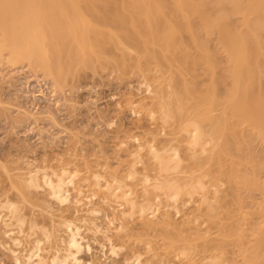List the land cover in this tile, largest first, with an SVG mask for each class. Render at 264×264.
Segmentation results:
<instances>
[{
    "label": "rangeland",
    "instance_id": "rangeland-1",
    "mask_svg": "<svg viewBox=\"0 0 264 264\" xmlns=\"http://www.w3.org/2000/svg\"><path fill=\"white\" fill-rule=\"evenodd\" d=\"M53 1L42 0L43 7L49 11L48 17L52 14L50 10L54 9ZM78 1L82 5L76 17L79 35L86 33L84 21L103 25L113 17H118L119 25L114 28L117 33L114 40L122 43L120 50H113V39L104 38L107 41L103 49L99 48L100 55L93 54L90 62L84 64L76 58V44L64 24L60 32L67 38L61 49L56 47V32L46 31L45 50L36 66L27 60L11 62L9 55L0 57V189L11 190L10 197L14 200L18 198L21 208L23 207L22 213L28 214L27 224L25 223L27 227L24 225V233H19L23 236H18L23 238L24 247L21 246L27 248L35 240L44 238L43 243L47 246L43 244V247L46 250L48 247L47 254L45 251L44 255L51 256L59 248L64 252L62 240L67 238L66 229L62 227L63 232L59 231L61 227L55 221L59 222L60 217L65 216L69 208H73L75 214H72L71 209L72 212L69 211L67 216L74 217L77 225L86 230L85 234L82 230L83 236L86 235L87 238L83 243L86 245L93 240L90 246L94 250L93 253L91 251L94 257L85 248V252L81 254V264L85 261V264H91L93 259L97 260L95 264H101V257V260L106 259L104 262L108 261L107 264H127L125 257L128 259V255L130 258L135 252L145 256H142L144 258L141 264H189L192 260L216 264H264V31H254L259 46L257 53L253 55L256 79L251 90L256 103L260 99L261 106H257L255 112L247 116L241 112L235 113L229 105L228 91L231 90L233 81L227 73L236 64L234 66L235 62L229 59L221 39L222 35L231 34L234 30L246 36L248 27L243 25L244 17L249 19V26H253V21L257 22V14L247 10V5L254 0H148V3L134 0L132 6L127 0H106L118 9L113 7L104 15L86 8L85 0ZM222 1L226 2L228 9L239 4L240 10L237 13L229 9L230 16L226 17V26L223 31H219L211 27L209 22L224 12L221 10ZM61 2L67 4L68 1ZM66 6L70 8L68 4ZM148 7L153 12V20L158 23L153 31L154 41L148 25ZM132 16L138 21L136 26L129 21ZM104 29L108 31L109 28L104 26ZM167 32L168 35L173 32L174 38L169 39L165 45L162 39ZM92 36L96 42L103 38L95 34ZM242 65L246 68L244 63L239 62V66ZM147 84L151 85L153 92L160 90L166 97H171L177 91L182 93L183 108L179 118L167 121L162 119L157 106L161 94L149 93ZM192 123L200 125L204 147L194 148L189 145L187 130ZM137 138L139 145L144 144L142 156L145 164H136L139 167L136 166L139 169L136 180L131 182V179H126L138 193L134 197L142 199V181L146 174H150V183H155L156 178L162 177L157 164L149 159L151 156L148 148L152 142L155 148L168 155L173 150H178L183 158L182 167L172 173L171 177L178 176L183 183L189 182L191 185L207 173L203 181L207 190H210L215 211L211 214L207 204H202L201 191L193 197L185 195L177 203L169 201L165 192L154 191L161 199L158 216L163 217L164 213H168L178 227L170 233L161 226L145 230L141 227L139 213L134 214L135 217L130 216V221L124 220L122 213L130 208L127 204L122 207L120 204H123V199L118 201L120 198L115 199L116 203L113 198L114 204L112 201L106 203L99 194L94 199L95 206L89 205L97 209L102 207V211L98 213L102 214L99 219L105 217L100 224L97 222L100 221L97 219L98 214L94 217V214L84 212L87 211V206L74 208L75 204H70L73 206L62 208L53 204L54 207L51 206L50 209L47 205L40 204L41 206L35 207L23 201L18 189L13 187L12 183L20 184L16 174L20 173L17 166L19 162L21 166L24 165L23 160L35 161L37 166H43L50 174L53 171L61 172L64 166L70 170L76 167L84 169L86 165L91 167L94 161L93 170L97 171L96 162L102 165L97 166V169L105 176L103 182L110 179L111 169L126 176L133 163V153L139 147L135 141ZM193 154L197 157H192ZM90 161L92 162L89 163ZM13 162H16L15 165ZM146 162L150 163L147 169ZM87 186L86 184L85 187ZM91 187L83 189V194L89 196L91 193V200L87 199V202L96 197L95 192L92 194L95 188ZM216 189L219 190V201L214 198ZM71 193L73 198L77 196L72 188ZM50 210L55 212L50 213ZM105 213H109L106 215H110V219L117 216V221L128 225L126 232L120 230V224L116 220L110 226ZM89 216L94 217H91L92 220L96 218V223L102 227L101 231L95 229ZM32 218L40 226L47 225L52 229L51 242L45 240L41 230L32 235L36 234L37 239L35 236L28 239L26 231L29 232ZM88 223H91L92 229ZM198 229L202 233L208 232L209 240L197 236L195 232ZM86 233L92 235L88 236ZM176 233L181 234V244L187 243L186 255H179L181 253ZM106 234L108 238H112L114 245L126 247V251L121 247V251H118L121 253L113 255L112 244L110 241L108 243ZM1 236L0 246L7 239H2ZM24 236L27 238L24 239ZM91 238L93 239L90 240ZM8 241V245L15 247ZM169 241L176 242L172 250ZM146 243L153 249L146 246ZM4 245L5 247L1 246L2 251L0 249V264H10L12 259L5 249L8 245ZM4 250L8 255L3 253Z\"/></svg>",
    "mask_w": 264,
    "mask_h": 264
},
{
    "label": "bare ground",
    "instance_id": "bare-ground-1",
    "mask_svg": "<svg viewBox=\"0 0 264 264\" xmlns=\"http://www.w3.org/2000/svg\"><path fill=\"white\" fill-rule=\"evenodd\" d=\"M67 1H68L67 4L70 6V8H68L66 6L67 4H63V2H61V0H54L52 2L53 3L52 6H54V9L53 10L49 9L52 14H51V17H48L49 11L43 7L44 5H42V3H43L42 0H0V57H4L6 55H9V61H11V62L27 60L31 64H34V66H36L41 61L42 51L44 52V50H45V46H46L45 43L47 40L46 39L47 38L46 31L50 30V31H53V33L56 32V34H57L56 39L58 40L56 47L58 49H61L62 45L64 44L63 43L64 39L67 38L65 36H62V34L60 32V28L63 27L64 24L67 25L66 30H67L68 34L70 36H72L74 43L76 44V47H77L76 58L78 59V61H81L84 64H87L90 62V58L93 54H96L97 56L100 55L99 48L103 49L104 43H105V41H107L104 38L113 39V41H112L114 43L113 50H115V51L120 50L122 43L120 41L114 40V37L117 36V33H116L114 28H116L117 25H119V21H118L119 18L118 17L117 18L113 17L110 21L105 22L103 25H97V24L95 25L91 22L84 21V19H83V21H84L83 26L85 28L86 33L83 34V36H80L79 35V29H78L79 25H78V21H77L76 17H77V14H79L81 9H82L81 2L78 0H67ZM85 1H86V4H85L86 8H88L90 10H94V12L98 13L99 15H101V14L104 15L106 13H109L113 7L118 9V7L110 5L106 0H85ZM127 1L129 2V5H131V6L133 5L134 0H127ZM144 1L146 3H148L147 2L148 0H144ZM216 1H219V0H216ZM221 5H222L221 10L224 12L222 14H219L216 19L211 20L209 22V25L211 27H213L214 29H218L219 31H223V29L226 26V24H225L226 17L230 16L229 9L233 10L237 13L240 10L239 4L234 5L229 9L227 8L225 1H222ZM247 10H251L253 13L257 14V22L253 21V23H252L253 26H249V19L244 17L243 25L248 27L246 36H244L242 32L237 31V30L231 31V34L221 36L223 45L226 48L229 59L231 61L235 62L234 66L236 64V66L233 69L229 70L227 73L228 77H230L233 81L231 90L228 91L229 105L231 106L232 110L235 113L241 112V113L245 114L246 116L248 114L254 113L255 112L254 110L257 106H261L260 99L256 103V99H254L253 93L251 90H252V87L255 85L254 82L256 79L255 71H254V67H253V55L255 53H257V49L259 46V40L257 38V35L254 33V31H260V32L264 31V0H254L253 2H251L247 5ZM152 16H153V12L148 7V11H147V17L149 18L148 25H150L149 28L151 29L150 30V36H152L151 38L154 41L155 40V34L153 31L156 29V25L158 23L156 22V20H153ZM81 18H82V15H81ZM129 21L131 22V24L133 26H136L138 23V21L135 19L134 16H132ZM104 26L109 28L108 31L104 29ZM92 34L99 35L103 38H100L96 42L93 40L94 37L92 36ZM173 34L174 33L171 32V34L168 35V32H167L166 34L163 35L164 37L162 40H163L164 44L167 43L169 41V39L174 38ZM160 45H162V44H160ZM165 45H167V44H165ZM239 62L244 63L246 65V68L243 65L239 66ZM144 85L146 86V83ZM147 87H148L147 91L149 93H152V94L155 93V95L161 94L160 99L157 97L159 99V100L157 99L158 100L157 106H159V108H160L161 116H162V119L164 121H167L170 118L177 119L180 117V114H181V111L183 108L182 107L183 106L182 93L177 91V92L173 93V95H171V97H166L165 95H163L162 91H160V90H154V92H153L150 84H147ZM155 99H154V101H155ZM150 113H151V115H153V111L150 110ZM188 127H190V129L187 130V133L189 134V137H190L189 145L191 147H194V148L204 147L203 132L200 128V125L197 123H192ZM132 137L134 138V136H132ZM135 141L137 142L138 138ZM121 144H124V143H121ZM138 145H139V143H138ZM149 147L150 148H148L149 149L148 154L151 156V158L149 157V159L154 160V162L157 164V166H158L157 170H159V173H161L162 177L158 178V179L156 178L155 183H150L151 182L150 174H146L144 176L143 181H142V183L144 185H142L143 191H142V199L141 200H139L138 197H134L135 193L136 194H138V193L136 192V189H134L132 187L131 184L127 183L126 179H129V180L131 179V182L136 180V178L138 177V170H139L138 169L139 167L136 164H139V165L145 164L144 163L145 158L142 156V151L144 150V144H140L139 147L137 146L138 149L135 146V148L137 150H135L136 152L133 151L134 155L132 158L134 164L133 163L131 164L132 165V166H130L131 168L129 167L130 171L128 172V174L126 176H121L118 173H116V171H114L112 169H111V172L112 171H114V172L111 173L108 170L109 167L107 168V166L109 165L108 164V165H106V168L110 172L111 177L109 180L106 179L103 182V179H105V176L102 174L103 172H100L97 169V166L99 167V165H101V164H99L100 162H98V163L96 162V164H98V165L95 164L96 170H97V171H95V170H93L94 163H95L94 161L89 162V163L92 162V164H93V166H91V167L86 165L84 169H78L75 166L76 167L75 169L70 170V168H67V166H64V167L62 166L63 168L61 167L62 168L61 172L57 173V172L53 171V173L50 174V172L48 173L46 168H43V166H39V165L37 166L35 161H29V160L24 161L23 160L24 163H22V164H24V165L21 166V162H19L20 163L19 164L18 163L19 160H18L16 162L18 163L19 167L17 166V168H19L18 170L20 171V173L18 175L16 174V177L19 179L20 184L19 185H15L14 183H12V184H13V187L15 189H18L17 191L20 193L23 201L29 202L30 204L35 205V207L37 205L41 206L40 204H42L44 206L47 205V207H50V209H51V206H52V208L54 207L53 204H57L58 206H60L62 208H64V207L69 208L70 206H73L74 204H75L74 208L79 207L81 205H84V206L88 207L87 211L85 210L84 212H87L88 214H91V215L94 214L93 215L94 217L100 211H102L101 210L102 207L97 209L96 207L91 208L89 205H91L95 202L94 199L97 198V196L99 194L101 195V198H103V200H104L103 202L106 201V203L111 202L113 198H114L115 203H116L115 199L120 198L118 201L123 199V204H120V205L123 207V205L127 204L126 206H129V208H130L129 211L123 212L122 211L123 208L120 207L121 212H123L122 215H123L124 220L128 219V221H130L129 220L130 216L135 217L134 214L139 213L140 218L142 220V222H141L142 226H141V224H139V225L141 227H143L145 230H150V229H154L156 227L158 228V226H161V227H165L171 233L173 231V229L176 230L178 228L177 225L172 220L171 215H169L168 213H164L163 217L158 216L161 199H160L159 195L154 193V191H157V193L158 192H162V193L165 192L167 195V199L169 201H172L175 203H177L185 195H189L190 197H193L194 194L201 191L202 192V201L201 202H202V204H205V205L207 204V206L210 210L209 212H211V214H212L215 211V207H214V204L211 202L212 197H211L210 190H207L205 183L203 181V178H205L204 176H207V173H204L203 174L204 176H202V178H199L196 183H194L195 181H193V183L191 185L189 182L183 183L182 179L179 178L178 176L177 177H173V176L171 177L172 173L176 172L177 170H179L182 167V163L184 161L183 158L181 157L180 153L178 152V150H173L172 153L170 155H168L167 152H161V150L155 148V146H153L152 142L149 145ZM165 147H166V144H165ZM131 154H132V152H131ZM192 157L196 158L197 155L193 154ZM97 159L99 161V158H97ZM60 160L62 161V159H60ZM101 160H103V159H101ZM16 162H13L14 165ZM57 162H59V161L57 160ZM64 162H67V161H64ZM148 162H149V160H148ZM60 163H62V162H60ZM60 163H59V165H60ZM1 164H3V163L1 162ZM136 166L138 168H136ZM148 166H150V163L147 164V162H146V168L144 167V165L142 167L147 169ZM3 167H5L4 164H3ZM49 167H47V168H49ZM59 169H60V167H59ZM103 169H105L104 166H103ZM145 169H143V172H145L144 171ZM4 170H6V169H4ZM118 170H117V172H118ZM7 175H9V173ZM165 175H167V176H165ZM9 182H10V180H9ZM86 184L88 186H92L95 188L94 191H92V194H93V192H95V194H96V197L95 196L93 197V201H88V202L86 201L87 199L91 200L90 199L91 197H89V196L91 195L90 192L92 189L90 190V192H88V193H90L89 196L86 194H83L85 188H88V186L85 187ZM7 188H8V186H7ZM71 188L74 190V193H75V191L77 193V196L74 198L72 197L73 193H71ZM10 191L11 190H9V189H2V190L0 189V224L2 225L0 227V235H2L1 236L2 239H3V237L7 238L8 240H10L12 242V244H11V242L9 244L14 245L16 247L15 248L13 246L11 247L10 245H8L9 241L7 239L4 242L6 245H8L5 249L9 252V254H10L9 256L11 257V259H12L11 261L13 264H81L82 259H83L81 254H83L85 251H88L91 253L93 248H91L90 245H92V244H90V243L93 241L92 240L93 238L90 239V240H92L91 242L88 241L90 243L85 245V243H83V242L87 238H85L86 235H85V237L83 236V233H84V231L86 232V230L85 229L83 230V227L81 229V227L77 225L76 220L73 219L74 217L72 218L70 216H67L69 211H70V213L72 212L73 208H69L70 210L68 211V213L65 209V213H67V214L66 215L64 214L65 216H61L59 222H56L55 221L56 219L54 220L55 223H58V225L61 227V228H59L60 229L59 231L64 230V228L66 229L65 231L67 233V238L62 240L64 242V243L63 242L62 243L65 245L64 246V252H63V250L60 251V249H62V248H59L56 250V252H54V253L52 252L51 253L52 255L51 256L49 255L50 257L44 255L45 251L47 254L48 247H47V250H46V247L45 248L43 247V244H44L43 239L44 238L43 239H37L36 234L34 236H35V239H37V240L34 239L35 241L33 240L34 242L32 243L31 246H30V244H31L30 243L28 245L29 247L23 248L24 247V245L22 244L23 238H20L18 236H23V235H19V233H21V234L24 233V230H25L24 227L27 224L26 220L28 219V217H27L28 214L22 213L23 207L21 208L20 202H19L17 197H15V198H17L18 201L14 200L13 198L10 197L11 196ZM214 191H213L214 195H215L214 198L217 201H219V198H220L218 195L219 190L216 189ZM154 195H155V197H154ZM215 199H214V201L217 202ZM121 202H119V203H121ZM112 203H113V201H112ZM112 203H110V204H112ZM70 204H73V205H70ZM107 205H109V204H107ZM115 206H117V205H115ZM83 208L84 207H82V210H83ZM116 208L117 207H115V209ZM120 208H118L119 211H120ZM46 210H48V209H46ZM112 210L114 212V209H112ZM197 210H199V209H197ZM50 211H51L50 213H52V211L55 212V210H50ZM77 211H78V209H77ZM37 212H39V211H37ZM79 212H81V211L79 210ZM193 213L190 215H193ZM263 213H264V210H263ZM72 214H75L74 210H73ZM106 214H109V213H105V215ZM118 214H120V213H118ZM101 215L102 214H100V215L98 214V217L96 216L97 219H99V216H101ZM103 215H104V213H103ZM86 216H88V215H86ZM86 216H84V218ZM91 217L89 216L90 219H91ZM94 217H92V218H94ZM109 217H110V215L109 216L106 215V218L109 219V221H108L109 225L110 224L112 225V223H114L115 220L117 219L116 218L117 216L116 217L114 216L113 219H110ZM103 218L99 219L100 221H97L96 218H95V220L91 219L92 225L95 226V229L97 231H101L102 227H100V225L98 223H96V221L100 222V224H101V221ZM137 218H139V217H137ZM90 219H89V221H91ZM118 219H119V217H118ZM37 220H39V219H37ZM86 220H87V217H86ZM86 220L84 219L85 222H86ZM80 221H81V219H80ZM27 222H29V221H27ZM87 222H88V220H87ZM104 222H106L105 219H104ZM117 222H119V221H117ZM43 223H44V221H43ZM131 223L133 224L132 221H131ZM119 224H120V226L119 225L118 226L120 227V230L122 232H123V230H124V232H126L125 229L127 228L128 225L125 226L120 222H119ZM188 224H190V222ZM88 225L91 226V223H88ZM109 225H108V227H109ZM139 225L137 224V226H139ZM46 226L47 225L40 226V224H38V222L35 220V218H32L31 219V226H30V228H28L29 232L26 231L28 233L27 234V236L29 237L28 239L30 240V237L34 234V232L41 230V233H43L45 240L50 241L51 237H52V235H51L52 229L50 230L48 228V226L47 227ZM187 226H189V225H187ZM62 227H64V228H62ZM52 228H53V226H52ZM91 229H92V226H91ZM82 230H83V233H82ZM96 230H95V232H96ZM103 230H105V228ZM117 230H119V228ZM90 231H92V230H90ZM61 232H63V231H61ZM58 233H60V232H58ZM139 233H140V231H139ZM195 233L197 236L203 237L205 240H209V238H210L209 237L210 234L208 232L202 233V231L198 229ZM263 233H264V230H263ZM37 234H38V232H37ZM55 234L57 235L56 231H55ZM60 234L62 235L63 233H60ZM64 234H65V232H64ZM86 234H88V236L92 235L89 233H86ZM94 234H96V233H94ZM107 235L108 234H106V237L108 238ZM34 236H32L31 239H33ZM176 236L178 238L177 244L179 245V249H180V253H181V254H179V253L178 254L182 255V256L186 255L187 243H184V244L180 243V241L183 240L180 233H176ZM63 237H65V235ZM25 238H27V237L24 236V239ZM104 238H105V235H104ZM144 238L146 239V237H144ZM95 239L96 238L94 237V241H96ZM108 239H109L108 243H109V241L110 242L112 241L111 240L112 238L111 239L108 238ZM141 239H143V238H141ZM0 241H1V239H0ZM4 243H2V245H3V246L1 245L2 247H5ZM48 243L49 242H47V244ZM59 244H60V241H59ZM105 244L106 243H104V246H105ZM111 244H112V245H110L111 246V252L113 253V255H116L117 253L120 254L121 252H118V251L121 249V247L123 248L124 251H126V249H127L126 247H125L126 248L125 249L121 245L119 248V246L117 247L112 242H111ZM148 244H150V243H148ZM21 245H23V247ZM175 245H176V242L169 241V247L171 248V250L175 248ZM1 246H0V249H1ZM45 246H47V245H45ZM60 246L62 247L63 245H60ZM60 246H57V247H60ZM146 246H148L149 248H152V246L147 245V243H146ZM18 247H20L19 248L20 250L18 249ZM85 248H87V249L84 251ZM105 249H106V246L104 247V250ZM104 250H103V252H104ZM1 251H2V249H1ZM93 251H92V253H93ZM4 252H5V250L3 251V253ZM150 252H152V251H150ZM5 253H7V252H5ZM7 255H8V253H7ZM92 255L94 257V254H92ZM103 255H105V254H103ZM142 256H144V255L139 253V252H135L132 257L130 256V258L128 255V259H127V257H125V259L127 260L126 263L127 264H141L142 258L145 257V256L144 257H142ZM152 256H153V254H152ZM175 256H174V258H175ZM96 257L97 256L95 255V258ZM101 258H100V261L102 262L101 264H107L106 262H108V261L104 262V260H106V259L101 260ZM177 258H178V255H177ZM125 259L123 258V260H125ZM113 260H114V262H116V260L114 258H113ZM96 261H97L96 259H93L91 264H95ZM100 261H98V262L100 263ZM88 262H89V259L87 260V263ZM7 263H9V262H7ZM12 263H10V264H12ZM85 263H86V261H85ZM85 263H83V264H85ZM147 263H149V262L147 261ZM89 264H90V262H89ZM143 264H145V263H143ZM149 264H151V263H149ZM189 264H216V262L215 263L214 262L199 263L195 260H192Z\"/></svg>",
    "mask_w": 264,
    "mask_h": 264
}]
</instances>
